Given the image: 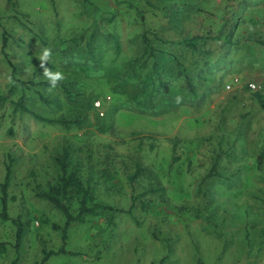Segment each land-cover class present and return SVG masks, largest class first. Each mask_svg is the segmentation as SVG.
I'll return each instance as SVG.
<instances>
[{
    "label": "rangeland",
    "instance_id": "obj_1",
    "mask_svg": "<svg viewBox=\"0 0 264 264\" xmlns=\"http://www.w3.org/2000/svg\"><path fill=\"white\" fill-rule=\"evenodd\" d=\"M248 1L0 0V181L11 164L9 215L24 230L16 264H39L45 251L55 254L44 264H264V131L255 136L264 110L256 114L245 86L255 80V44L242 41L255 31ZM145 32L186 70L163 58L144 99L125 64L155 65ZM201 36L197 51L184 44ZM88 40L95 65L85 62ZM45 49L73 98L58 85L21 90V81L49 83L38 59ZM229 56L245 79L234 90L225 88L235 76ZM23 93L44 120L15 105ZM65 149L95 201L115 209L73 223L66 242V218L37 196ZM16 231L0 217V264H13Z\"/></svg>",
    "mask_w": 264,
    "mask_h": 264
},
{
    "label": "trees",
    "instance_id": "obj_2",
    "mask_svg": "<svg viewBox=\"0 0 264 264\" xmlns=\"http://www.w3.org/2000/svg\"><path fill=\"white\" fill-rule=\"evenodd\" d=\"M9 2H12V0H8ZM253 2L252 4H255V0H249L248 4L246 5H250L249 3ZM245 5V4H243ZM255 7V6H254ZM252 6V8H254ZM255 10V8L253 9ZM255 14V13H254ZM236 30V29H234ZM228 36V40H225V42H227L229 44V46L232 45H236V44H230L233 43V41H231V39H229ZM84 36L79 37V38H74L73 42L75 44V46H79V44L81 43V41L83 40ZM142 39H143V43L145 45V54L147 57H145L146 59L150 58L152 59V57H156L157 61L155 63V65H151V67L149 69H147L145 72H141L139 70V67L142 65L140 64V66L135 65L134 60L130 59L126 61V67L127 69H129L130 73L132 74L133 78L138 79V81L140 82V88L142 90V96L144 99L146 98L147 94L153 95L154 93V86L156 85V75L158 74V67L161 66L159 61H162L163 58H167V59H172L175 61V63L178 64V66L182 65L181 63V58L180 56H177L174 52H172L171 50L167 49L166 47L162 46L160 44V42H156L154 41L147 32L143 33L142 35ZM200 39H204V37H194V38H186L184 40V44L188 47L193 48L194 51L198 50L199 47V41ZM242 41H249V43L255 44V33H249L248 35H244L242 37ZM8 42V38L6 35H4V46H3V53L6 57H8L7 53H6V48H7V43ZM224 42V43H225ZM237 42L239 43V40H237ZM91 41H87V49H86V53L88 54V56H85L86 59V63L89 64V60H93L94 65L96 64V59H92L91 55H90V51L88 50L90 47ZM239 45V44H237ZM154 55V56H153ZM227 63H226V71H231L233 74L231 75H235L236 76V71H238L239 74V70L238 67L236 65L230 64L229 60L231 59V57H226ZM93 62H90V64H93ZM147 65V63H144V67ZM233 65V66H232ZM143 67V68H144ZM183 71L185 72L186 67L185 65L181 66ZM16 69V68H15ZM235 73V74H234ZM14 78L15 75H14ZM34 80V79H33ZM33 80H28V81H21V90L22 91H27V90H32V88L34 89L33 91L36 90L37 86H45L48 85L50 86V82L47 83L46 81H33ZM70 84H72V82L70 81ZM58 86L62 87L64 91H66L68 93V96L71 98L74 97V94L70 91L69 88V83H65L62 81H59ZM154 90V91H153ZM159 89H157L156 91H158ZM37 92V90H36ZM256 97L259 100L262 108L264 109V101H263V95L261 93H256ZM7 99L6 96H4L1 91H0V101L1 100H5ZM25 100H29L26 99V94L23 93L22 96L20 97V100L16 101L15 105L17 107L22 108L24 111L26 112H30L34 117L36 118H41L43 119L40 115L36 114V113H32L30 111V109L28 108V106L25 104ZM142 101L138 102V105H141ZM44 120V119H43ZM48 121L50 122H54V120L52 119H48ZM61 123H63L64 125H70L74 122H78L81 123L82 119H77L76 121L73 120H68L63 118L62 120H60ZM69 152L65 149L64 151V155L61 159L58 160L59 164H60V172L57 175V177L55 178V180L53 182H50L48 185L47 189H43L39 187L40 191L38 192L37 196H39L42 199L47 200V202L49 204H51L54 208H56L57 210H59L64 217L66 218L65 221V226L62 228V235H63V240L64 242L67 241L68 239V230L70 228V226L73 223H84L86 221V217L88 215H95L100 211H110V212H114V208L110 205L107 204H102V203H98L95 201V197L93 194V190L92 187L89 186L87 184V182L85 181V179L80 175V173H78L76 170H70L69 169ZM215 168V167H214ZM143 171V169L138 166L137 167V171L134 175L131 176L132 179L137 178L140 173ZM11 177H12V166L11 164H8L6 167V176L4 181H0V191H1V198H0V206H1V210H0V217L4 220H11L13 221V223L16 225L17 227V231H16V243L14 245L15 249H16V257L13 261V264L17 263V258H18V253L20 251V245L22 243V238H23V224H22V219L18 218V219H11L10 215H9V187H10V182H11ZM134 181V180H133ZM5 248V244L0 243V249H4ZM65 249V247H62L60 249L59 252L63 251ZM45 256L43 258V261L40 262L39 264H44V262L47 260V258L52 255L55 254V252L51 251V252H44ZM166 262V258H163L160 261V264H165ZM199 264H203L202 262H199Z\"/></svg>",
    "mask_w": 264,
    "mask_h": 264
},
{
    "label": "crops",
    "instance_id": "obj_3",
    "mask_svg": "<svg viewBox=\"0 0 264 264\" xmlns=\"http://www.w3.org/2000/svg\"><path fill=\"white\" fill-rule=\"evenodd\" d=\"M255 63L253 66L255 67L253 71L255 70V81H260L264 83V0H255ZM240 77V76H238ZM241 78V77H240ZM242 79V78H241ZM245 79H242V83ZM249 81V79H246ZM242 85V84H241ZM255 93V97H256ZM257 106V107H256ZM260 106V107H259ZM263 109L259 100L257 97L255 98V111L256 114H259L260 109ZM264 110V109H263ZM257 116V115H256ZM264 115L262 114L261 117L255 119V128L256 130V138H259L258 141L260 140V136L262 132L264 131L263 128L260 129L261 124L259 122H262ZM258 122V123H257ZM260 129V130H259ZM257 144L255 143V146ZM260 144L258 143V146Z\"/></svg>",
    "mask_w": 264,
    "mask_h": 264
},
{
    "label": "clouds",
    "instance_id": "obj_4",
    "mask_svg": "<svg viewBox=\"0 0 264 264\" xmlns=\"http://www.w3.org/2000/svg\"><path fill=\"white\" fill-rule=\"evenodd\" d=\"M51 51L49 49H45L43 51V54L38 57L40 60V67L44 69L43 76H45L48 81L50 82L51 88H55L59 81H61L64 76L63 73L60 71H53L52 69H49L46 65L50 61Z\"/></svg>",
    "mask_w": 264,
    "mask_h": 264
},
{
    "label": "built area",
    "instance_id": "obj_5",
    "mask_svg": "<svg viewBox=\"0 0 264 264\" xmlns=\"http://www.w3.org/2000/svg\"><path fill=\"white\" fill-rule=\"evenodd\" d=\"M241 84H242V79L238 76H234L231 82L225 85V88L227 90H234L236 89L235 86L237 85L241 86ZM245 86L254 93H261L263 95V101H264V83L263 82L249 80L246 82ZM95 106L99 109L102 108V102L100 100L96 101Z\"/></svg>",
    "mask_w": 264,
    "mask_h": 264
}]
</instances>
